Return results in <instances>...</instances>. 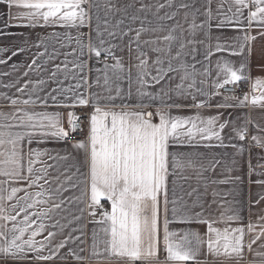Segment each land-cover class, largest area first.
<instances>
[{
	"label": "snow or ice",
	"instance_id": "1",
	"mask_svg": "<svg viewBox=\"0 0 264 264\" xmlns=\"http://www.w3.org/2000/svg\"><path fill=\"white\" fill-rule=\"evenodd\" d=\"M0 2L6 3L9 9L15 7L28 10L16 16L17 20L28 21V23H19L14 25L15 27H83L86 26L89 19V0H0ZM207 3L209 5L207 18L210 22L213 18L210 8L211 0H207ZM233 3L237 10L233 12V16H237V12L243 15V9H249L248 26L241 29L245 34L236 38L240 42L239 50L229 49L231 55H243L245 45L256 39V37L247 34L248 29L252 27L253 23L264 28V0H233ZM163 6L160 5V7ZM252 6H255L254 11L251 10ZM90 7L98 11L100 5L92 3ZM228 11L232 12L231 6ZM9 18H12L10 13ZM96 18L99 19V16ZM225 21L232 22V18L226 13L218 27H223ZM236 22L240 23L238 16ZM197 27L203 28V25L193 23L191 32L193 39L189 43H203V41L195 39ZM96 33L99 46L91 39L90 42L85 43L80 36L76 37V43L81 50L80 55L84 56L86 49L87 54L99 59L103 51L106 59L110 58L116 61L111 67L114 79L119 80L120 73L124 70L123 65L114 55L111 47H102L105 41L99 28L96 29ZM260 35L264 36V32H261ZM139 36L140 33L137 32V40ZM40 39L43 42L44 38ZM164 39L171 41L174 37L169 35ZM183 48L184 45L181 44V52ZM153 50L157 53L162 51L160 48ZM222 50L224 49L217 44L216 51ZM168 52L170 54L171 46H169ZM181 52H177V59ZM17 54V52H13L12 56ZM210 55L211 50L205 58L207 59ZM5 62L0 60V63ZM32 63L35 64L36 61L33 60ZM155 63L161 65L163 60L157 56ZM76 67L83 73L85 63L81 61L76 64ZM135 67L137 68V83L141 87L137 91L134 103L131 102V91L126 97L129 102L122 101L119 105L115 103L120 95L119 89L116 90L117 97L111 95V87L108 88L109 95L106 97L93 93L90 113L82 120L75 112L70 111L67 116V129L63 126L62 115L59 112H28L17 106L35 105L39 100L41 105L47 108L50 99L57 107H88L89 100L82 93L75 92L72 88L52 89V93L62 95L65 101L70 99L67 93H73L71 96L73 103H61L57 100V95L51 93L46 97L37 95L33 98L32 95H29L28 99L5 97L16 111L11 114L0 112V121H3L0 123V176L6 178L0 181V185L27 181L28 187L37 186L40 179L44 177L43 175L33 177L34 164L49 153L46 150L33 149L31 147L33 142L46 143L48 138L58 141L72 139L78 126L86 120V140H77L73 144L76 149L84 151L88 169L87 190L82 193L80 198L85 207L80 211L82 214L87 211V214L93 217L94 222L100 225V228L99 232L93 231L90 258L80 256L75 251L70 252L76 260L94 259L97 264L113 260L117 261V264H193V262L200 264L197 257L206 246V254L217 258L224 257L231 264H256L255 261L245 260V249L251 253L253 245L264 238V226H262L259 235L245 244L243 228H225L224 230L214 228L211 222L203 218L201 212L192 210L193 207L199 206L198 204L194 203L189 206L183 202V196L177 197V179L175 178L186 168L194 167L192 160L186 159L179 149L194 146L192 141L197 137L207 141L215 139L221 142L218 146H225L222 133L233 123L231 113L225 116L224 112H218L217 115L206 119L199 114L187 118L173 117L171 114V109L184 106L177 103L176 99L190 96L193 101H196L195 93H199L206 100L195 103L194 107H212L213 105L207 101L214 96L222 95L221 89L228 85L236 88L241 83L248 81L249 76L245 73L247 64L241 63L239 68L233 67L227 61L218 64L217 80L212 84L213 92H206L197 87L194 73L190 72L188 66L183 63L175 68L169 63L168 70L178 73L180 78V83L176 84L174 89L171 87L165 89L161 85L158 92L146 91V78L150 75L148 62L141 58ZM104 68L108 70L109 65L105 63ZM67 70V61H65L63 71ZM61 71V67L57 65L55 71L52 72L54 83H62L55 79ZM166 75L167 73L162 68H157V74L151 79L155 84H161ZM73 78L76 77L73 76ZM129 80H131L130 70ZM83 82L86 84V79ZM104 82L105 85H110L107 75L104 77ZM203 82L200 81L201 84ZM44 83L45 81H40L41 85ZM80 87V83L75 85V89ZM26 88L27 84L17 91L23 93ZM252 88L253 91L259 90L261 93L260 96L253 95L251 97L252 106L264 108V79L257 78ZM193 89L195 92L192 91ZM236 100L238 97L235 95H223L222 100L214 106L217 109L245 107L249 102V97L245 95L238 103H228V101ZM102 101L104 102L103 106ZM117 107H119V111L108 110ZM146 109L155 110L146 111ZM222 117L223 122H221ZM157 120L158 122H156ZM244 124L245 127L232 128L235 136L241 141L247 135L246 126L254 124V121L247 119ZM188 125L191 127L189 128ZM255 127L258 131H264L259 124H255ZM79 132L83 134L85 129L79 127ZM252 140L256 142V146L264 147L261 137L253 136ZM25 145L28 146L27 150ZM240 150L243 151V149ZM25 157H27V167H25ZM52 158L55 159V157ZM64 158L66 157H61V159ZM44 171V169L41 170L42 173ZM25 172L27 176H25ZM184 178L187 179V177ZM170 179L171 188H169ZM257 183H264V181H257ZM2 191H6V189L0 187V192ZM20 191L27 193V188L12 187L7 196L0 195V221L7 222L0 223V264H38L40 261L53 260L58 255L59 249L64 248L68 240L61 241L55 248L49 249L48 255H43L57 233L48 231L45 240L39 242L36 237L42 235L48 228L43 220L51 219L50 213L59 209L61 205L54 204L51 209L30 214L29 209L34 208L37 203L42 204L45 201L34 199L29 202L30 196L26 194L20 198L24 201L23 205L19 201L12 205L13 211L18 209L13 215L4 206V203L16 199L17 193ZM169 192H171V198ZM43 195L42 192L36 194L37 197ZM261 199H264V196ZM102 202H107L110 205V210L104 209ZM21 213H23V219L18 221L17 216ZM98 213L101 219L95 220ZM162 215L163 221L161 222ZM33 216L41 221L34 228L32 227L35 223L32 219ZM230 219H234V217ZM261 219L264 220V217ZM173 222L188 225L207 224V239H202L200 234L195 231L170 230L169 225ZM8 223L12 225L10 228ZM51 227L62 228L63 226L59 225V221H56ZM161 228L163 230L164 260H161L159 256ZM254 228L255 225L249 224V232H252ZM30 229L31 231H29ZM100 233H103V236H100ZM26 234L27 239H25ZM77 239L79 238L77 237ZM255 255L259 257V264H264V251H257Z\"/></svg>",
	"mask_w": 264,
	"mask_h": 264
},
{
	"label": "crops",
	"instance_id": "2",
	"mask_svg": "<svg viewBox=\"0 0 264 264\" xmlns=\"http://www.w3.org/2000/svg\"><path fill=\"white\" fill-rule=\"evenodd\" d=\"M92 3L100 5L98 11L90 7ZM160 5L164 6L160 7ZM230 6L232 12L228 11ZM208 7L207 0H89V19L86 26H37L31 28L14 26L19 23H28V21L16 19L18 14L28 10L15 7L9 9L6 3L0 2V60L6 61L0 63V112L11 114L16 111L5 97L28 99L29 95L35 98L37 95L46 97L51 93L57 95V100L61 103H73L71 99L73 93L71 92L67 93L70 97L68 101H65L62 95L52 93V89L61 87L72 88L75 92L82 93L89 100L90 111L93 93L106 97L109 95V87H111V95L114 97H117L116 90L119 89L120 95L115 100L117 105L122 101L129 102L126 99L129 91L132 94L131 102L134 103L137 91L141 87L137 83L135 65L141 58L147 60L150 73L146 78L145 90L152 92H158L161 85L165 89L169 87L174 89L176 84L180 83L179 74L168 70L169 63L174 68L181 63L187 65L188 70L194 73L196 86L206 92L214 91L212 84L217 80L218 64L227 61L233 67L239 68L241 63H246L245 73L249 79L243 84H247L251 89L247 106L217 109L214 105L222 100L224 94L221 93L222 95L214 96L207 101L213 105L212 107L197 108L193 105L206 100V98L195 93L196 101H193L190 96L176 99L177 103L184 106L171 109V114L173 117L181 118L195 117L199 114L206 119L217 115L218 112H224L225 116L231 113L233 123L222 133L225 146H218L221 142L215 139L207 141L197 137L192 141L194 146L179 149L186 159L192 160L194 167L186 168L175 178L177 179V197L183 196V202L189 206L194 203L198 204L199 206L193 207L192 210L201 212L203 218L211 222L214 228L220 230L243 228L245 244H247L259 235L262 226H264V220L261 219L264 217V199H261L264 196V183H257V181H264V147L258 148L256 142L252 140L253 136H259L261 142L264 143V131H258L255 127V124H259L264 129V108L254 107L250 102L253 95L260 96L261 94L259 90L253 91L254 81L257 78L264 79V67H261L264 65V36L260 35L261 32H264V28L253 23L247 34L256 37V39L245 45L243 55H231L229 49L239 50L240 42L236 38L245 34L241 29L248 26L249 9H243V15L237 12L240 20L238 24L237 16H233V12L237 11L233 0H211L210 8L213 18L210 22L207 18ZM251 10L254 11L255 6H252ZM225 13L232 18V22L225 21L223 27H218L224 20ZM97 16L99 19L96 18ZM193 23L203 25V28L195 29V39L203 41V43H189L193 39L191 35ZM97 28L105 41L102 47H111L114 55L123 65L124 70L120 73L119 80L114 79L111 67L116 61L112 59L111 63L106 62L103 51L99 59L87 54L86 49V54L80 55L81 50L76 43V37L80 36L85 43L90 42L91 39L99 46V41L96 39ZM137 32L140 33L138 40ZM169 35L174 39L165 40L164 37ZM41 37L44 38L43 42ZM181 44L184 45L182 52ZM217 44L224 50L216 51ZM169 46H171L170 54ZM155 48H160L162 51L157 53L153 50ZM209 50H211V55L206 59ZM13 52L18 54L12 56ZM177 52H181L179 59L176 58ZM157 56L163 60V64L155 63ZM33 60L36 61L35 64L32 63ZM65 61H67V71H63ZM81 61L85 63L83 73L76 67V64ZM105 63L109 65L108 70L104 68ZM57 65L62 69L55 78L62 82L60 84L54 83L52 77V72L55 71ZM157 68H162L167 73L161 84H155L151 79L157 74ZM129 70L131 80H129ZM105 75L109 77L110 85H105ZM66 76L67 78H65ZM73 76L76 78L74 79ZM84 79L87 81L86 84L83 82ZM41 80L45 81L43 85L40 84ZM200 81L204 82L201 84ZM77 83L81 84L79 89H75ZM26 84L27 88L23 93L17 91ZM192 91L195 92L194 89ZM239 100L241 99L228 101V103H238ZM101 104L103 106L104 102L102 101ZM17 107L24 108L28 112H59L66 129L68 113L72 111L77 115V110L82 108L80 106L75 108L57 107L50 99L47 108L43 107L39 100L35 105H18ZM108 110L119 111L120 109L117 107ZM154 110L146 109V111ZM247 119L254 121V124L246 126L247 135L241 141L235 136L232 128L245 127L244 122ZM2 122L0 121V123ZM221 122H223V117ZM188 127L191 126L188 125ZM74 143L58 141L54 138H48L46 143L40 144L34 141L31 145L33 149L46 150L49 153L34 164L33 177L43 175L44 178L40 179L39 184L33 187H28L27 181L0 185L6 189V191L0 192V195L3 196H7L12 187L27 188V193L20 191L17 193L16 199L4 203V206L13 215L18 209L13 211L12 205L17 201L23 205L24 201L20 198L26 194L30 196L29 202L34 199L45 201L42 204L37 203L34 208L29 209L30 214L51 209L54 204L61 205L59 209L50 213L51 219L43 220L48 228L42 235L36 237V240L44 241L48 231L57 233L43 255H48L49 249L55 248L61 241L68 240V243L64 248L59 249L58 255L53 260L40 261L38 264H97L94 259L78 261L70 254L75 251L80 256L90 258L93 231L99 232L100 228V225L94 222L93 217L89 216L87 211L83 214L80 211L85 207L80 198L82 193L87 190L88 169L84 151L73 147ZM27 147L25 145L26 150ZM61 157L66 158L61 159ZM25 167H27V157H25ZM42 169L45 170L43 173ZM25 176H27L26 172ZM5 179L0 176V181ZM171 186L170 179L169 188ZM38 192H42L44 195L37 197ZM169 196L171 198V192H169ZM102 203L107 206L106 210H110V205L107 202ZM233 217L234 219H230ZM22 219L23 213L17 216L18 221ZM32 219L35 221L32 225L33 228L41 222L36 216H33ZM100 219L98 213L95 220ZM56 221H59V225L63 227L52 228L51 225ZM162 221L163 215L161 216ZM0 223L7 222L0 221ZM249 224L255 225L252 232L248 230ZM11 226L8 223V227ZM169 228L181 232L195 231L200 234L202 239H207V224L188 225L173 222ZM160 235L159 256L161 260H164L162 228ZM100 236H103V233H100ZM27 238L26 234L25 239ZM262 245H264V238L253 245L251 253L245 249V260L255 261L256 264H259V257L255 253L264 251ZM197 259L200 264H231L224 257L217 258L206 254V246ZM102 264H117V261H104Z\"/></svg>",
	"mask_w": 264,
	"mask_h": 264
},
{
	"label": "built area",
	"instance_id": "3",
	"mask_svg": "<svg viewBox=\"0 0 264 264\" xmlns=\"http://www.w3.org/2000/svg\"><path fill=\"white\" fill-rule=\"evenodd\" d=\"M106 62L111 63L112 59H105ZM220 92L224 95H235L238 97V99H243L245 95H248L250 98L251 96V89L247 84L241 83L238 87L233 88L232 85L226 86L224 89H221ZM90 113V106L88 107H82L77 110V116L81 117L82 120L84 117H86ZM79 127H83L85 129V132L81 134L79 132ZM87 135V121L84 120V122L78 126L77 132L73 133L72 139L67 140L68 142H75L77 140H86ZM259 148V147H258ZM104 209H107V206L103 204Z\"/></svg>",
	"mask_w": 264,
	"mask_h": 264
}]
</instances>
